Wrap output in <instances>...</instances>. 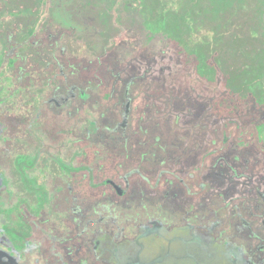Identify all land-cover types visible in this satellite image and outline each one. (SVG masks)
<instances>
[{
	"label": "rangeland",
	"instance_id": "rangeland-1",
	"mask_svg": "<svg viewBox=\"0 0 264 264\" xmlns=\"http://www.w3.org/2000/svg\"><path fill=\"white\" fill-rule=\"evenodd\" d=\"M207 46L225 71L252 58L264 84V0H0V168L11 181L14 157L28 152L53 168V201L38 220L60 232L70 264H92L83 222L106 199L206 208L249 261L236 243H217L213 224L121 244L96 232L103 264H264V105L229 96L223 74L207 82L189 70L191 51ZM250 126L258 139L231 135ZM211 146L194 200L175 174L189 175ZM142 172L160 175L161 190Z\"/></svg>",
	"mask_w": 264,
	"mask_h": 264
},
{
	"label": "trees",
	"instance_id": "trees-1",
	"mask_svg": "<svg viewBox=\"0 0 264 264\" xmlns=\"http://www.w3.org/2000/svg\"><path fill=\"white\" fill-rule=\"evenodd\" d=\"M186 19L188 20V18ZM189 19L192 20V17ZM147 26L151 27L148 24ZM150 29L161 31L160 28L152 27ZM162 30L166 32L164 26ZM170 38L172 39L171 36ZM207 49L208 53H206ZM211 50V46H207L205 51L200 47L192 50L191 53L195 61L192 63L191 67H189V70L193 71L195 76L207 82L215 81L223 74V88L229 96L252 100L254 103L263 106L264 84L261 75L262 69L258 68L259 64H257V62L253 63V59L251 58L245 68L225 71L219 58L213 60V54L217 53L219 55V50L216 48ZM141 99V94L137 92L131 101V106L137 107ZM231 135L238 141H244L246 137L258 139V133L253 126L248 127L242 133L233 128ZM156 142L159 144L160 141L158 140ZM216 152L214 146L209 147L208 153L202 162L197 167L193 168L186 177L175 174L179 183L184 188L185 194L189 198L196 200L204 195L205 188L200 183V176L204 166ZM141 177L147 187L154 192L160 191L161 186L164 184L160 175L151 177L142 172ZM116 189L119 191V188ZM122 196L123 195L119 197ZM213 224H215L213 235L217 243H236L235 246L242 250L244 259L249 261V256L246 254L244 247L245 245L231 234L233 227L227 222L218 220L215 216L210 214V211L206 210V208L202 209V207L199 211L196 209L194 211L192 208L188 213L183 214L179 211L168 210L162 206L161 203L156 201H141V203L123 205L118 201L106 199L93 207L91 214L84 220L82 231L87 232L90 237L94 232L102 229V231L107 232L106 234L110 233L111 238L115 242L121 244L125 242H136L142 235L148 233V231L156 232L160 229L172 231L183 226H191L198 229ZM224 231H226L225 236L221 234ZM59 241L60 239L58 238L55 240L53 243L54 248L47 254V257L52 264H70L67 256L60 247ZM90 256L92 258V264H103L93 253H91Z\"/></svg>",
	"mask_w": 264,
	"mask_h": 264
},
{
	"label": "flooded vegetation",
	"instance_id": "flooded-vegetation-1",
	"mask_svg": "<svg viewBox=\"0 0 264 264\" xmlns=\"http://www.w3.org/2000/svg\"><path fill=\"white\" fill-rule=\"evenodd\" d=\"M140 12L144 18V11L141 9ZM144 23L147 27L145 19ZM40 156L41 153L33 152L17 154L13 159L11 181H8L4 170L0 168V261L5 264H40L41 262L52 264L47 254L54 248L53 243L57 238L60 239V247L65 254L60 232L54 226L38 220L45 213V209L52 204L55 190L46 175L48 172L52 174L53 168L47 163H42ZM60 167L71 174L80 169L88 175L91 173V168L86 167L69 169L64 164ZM37 170L44 173L40 174L39 171L36 172ZM89 180L91 184L93 180ZM95 233L89 237L87 232L82 231L86 239L85 249L89 254L93 253L90 240ZM106 240L107 237H104V241L96 246L97 254L101 255L100 248ZM111 241L114 240L111 238ZM244 247L247 254V248Z\"/></svg>",
	"mask_w": 264,
	"mask_h": 264
},
{
	"label": "water",
	"instance_id": "water-1",
	"mask_svg": "<svg viewBox=\"0 0 264 264\" xmlns=\"http://www.w3.org/2000/svg\"><path fill=\"white\" fill-rule=\"evenodd\" d=\"M0 264H5V263H3L2 261H0Z\"/></svg>",
	"mask_w": 264,
	"mask_h": 264
}]
</instances>
